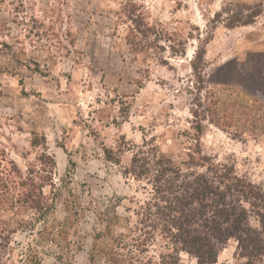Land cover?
<instances>
[{
	"label": "rangeland",
	"instance_id": "374dc122",
	"mask_svg": "<svg viewBox=\"0 0 264 264\" xmlns=\"http://www.w3.org/2000/svg\"><path fill=\"white\" fill-rule=\"evenodd\" d=\"M249 52L264 54V0H0V264H199L150 225L152 184L127 169L140 151L207 157L264 188ZM31 171L44 214L19 195ZM208 264H246L238 239Z\"/></svg>",
	"mask_w": 264,
	"mask_h": 264
},
{
	"label": "trees",
	"instance_id": "16d2710c",
	"mask_svg": "<svg viewBox=\"0 0 264 264\" xmlns=\"http://www.w3.org/2000/svg\"><path fill=\"white\" fill-rule=\"evenodd\" d=\"M205 53V47L200 48L195 59L203 60ZM193 66L197 68L196 63ZM107 156L112 159L108 152ZM45 158L42 154L40 159L43 162ZM201 160L196 166L202 170H198L190 162L182 168L168 157L144 151L134 154L128 173L148 176L152 184V197L146 206L150 225L164 232L175 249L196 257L199 264L214 262L217 241L229 238L238 239L246 264L264 259V188L239 176L233 166L207 157ZM31 173L30 181L19 184V195L44 214L50 209L43 201L47 179L42 176V181H36L35 171ZM0 182L6 183L2 172Z\"/></svg>",
	"mask_w": 264,
	"mask_h": 264
},
{
	"label": "crops",
	"instance_id": "0c3cea01",
	"mask_svg": "<svg viewBox=\"0 0 264 264\" xmlns=\"http://www.w3.org/2000/svg\"><path fill=\"white\" fill-rule=\"evenodd\" d=\"M258 53H261V52H249V53H247L246 57H248V55L250 56V55H252V54H258ZM261 54L263 55V60H264V54H263V53H261ZM263 64H264V61H263ZM236 91H237L238 93H244V92L241 91L239 88L236 89Z\"/></svg>",
	"mask_w": 264,
	"mask_h": 264
}]
</instances>
